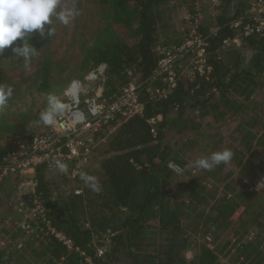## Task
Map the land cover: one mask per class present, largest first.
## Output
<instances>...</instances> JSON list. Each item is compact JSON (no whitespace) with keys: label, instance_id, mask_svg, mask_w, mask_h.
I'll return each instance as SVG.
<instances>
[{"label":"trees","instance_id":"obj_1","mask_svg":"<svg viewBox=\"0 0 264 264\" xmlns=\"http://www.w3.org/2000/svg\"><path fill=\"white\" fill-rule=\"evenodd\" d=\"M169 1L100 0L103 5L113 9L114 20L87 50L85 66L90 61L92 69L106 66L110 83L113 80L120 81L121 86L131 82L127 80L129 69L134 68L131 80L137 76L141 81L148 79L160 60L156 49L160 46L172 47L160 44L158 34L161 7ZM246 8L241 2L238 14ZM227 22L223 18L218 20L217 24L221 28L219 35L208 48L207 61L212 68L208 79L197 77L195 81H190L183 78L166 100L155 102L144 94V115L121 124L102 144L97 153L101 158L102 174L98 176L89 173L97 178L101 189L99 192H93L83 181L64 178L71 192L83 188L84 195L71 193L55 199L44 169L38 171L39 192L43 194L55 227L87 255L94 256L95 240L98 243L104 238L97 232V228L106 223L113 213L129 208L131 195L140 189L142 202L135 208V211H140V215L126 222V239L123 233L111 237V246L114 242L115 245L124 246L126 240L135 264H222L221 255H233V264H264V254L260 247L244 241L249 233L248 225L244 220L237 226L231 221L233 214L242 206V201L253 199L255 192L250 191V187L241 185V182H237L241 188L228 183L224 191H230L218 197V191L214 190L212 195L216 197L215 206L208 213L198 214L203 222H197L191 229L184 226L183 218L189 214L190 209L196 206L198 209V203H202V200L196 202L188 196L181 207L169 202L173 176L169 165L173 163L185 168L187 163L169 146L166 134H180L184 131L187 123L184 116L188 110L198 113L199 118L210 117L213 120L234 109V113L239 112L243 106H236V98H250L258 86V79L264 78V37L245 40L240 49L223 50V41L234 37L226 26ZM35 40L36 36L30 43L34 45ZM18 43L19 40L0 53V58H16L12 47ZM244 52L251 53L248 61L243 58ZM117 91L116 88L105 95H118L120 92ZM173 112H177V118H169ZM159 116L162 119L157 124L158 134L155 138L151 134L148 120ZM241 125L240 131L243 130ZM241 140L248 151L259 148L264 152V134H252L247 129ZM243 162L242 158L238 165L251 169L250 159ZM259 171L264 174V168ZM152 219L158 221V232L166 237L160 239L155 252L146 254L142 245L145 229ZM211 231L215 239L224 236L223 246L217 244V248L212 251L205 244H191L192 237H202ZM175 235L181 236V243H177ZM169 236L172 238L169 239ZM234 245L237 248L233 251ZM163 248L167 250L162 252ZM189 249L194 254L191 261L185 258ZM113 251L109 250L108 264H114ZM36 258L40 264H83L79 254H68L54 238L47 240V244L36 253ZM8 260V256L0 253V264L10 263Z\"/></svg>","mask_w":264,"mask_h":264},{"label":"rangeland","instance_id":"obj_2","mask_svg":"<svg viewBox=\"0 0 264 264\" xmlns=\"http://www.w3.org/2000/svg\"><path fill=\"white\" fill-rule=\"evenodd\" d=\"M240 1L245 8L251 0ZM231 2L232 0H221V5L215 7L212 0H170L161 7L158 27L160 44H182L191 34L194 19L198 16L201 33L208 31L220 18L227 22ZM62 3L68 7L74 5L79 15L68 25L57 22L55 34L48 39L36 35L33 46L38 51L31 60L30 71L24 69L23 58H0V85L13 87L12 98L0 107V150L8 148L11 138L28 136L47 128L48 126L39 121V114L48 107L49 96H54L64 103L65 91L73 80H81L87 85L86 78L90 73L103 66L92 69L91 61L85 66L84 58L99 34L113 23V9L109 5H103L100 0H62ZM243 58L246 59L245 54ZM133 70L134 68L128 70V81H131ZM181 71L185 72L182 73V79H186L190 69L184 66ZM110 82L111 79L105 71L92 87L106 96L109 91L113 92L117 88L118 93L128 85L121 86L122 82L116 80ZM236 101V106H243L239 112L234 113V109L216 120L210 117L199 118L198 113L188 110L184 116L187 120L184 131L180 134H166L165 139L169 146L187 163L185 168L178 165L173 172L169 202L173 206L181 207L183 200H187L188 196L195 201L202 200V203H198V209L197 206L190 209L189 214L183 218L184 226L191 229L197 222H203L198 214L208 213L210 208L215 206L216 197L224 196L230 191H224L226 184L232 183L239 186L238 188H241V185L250 187V191L255 192V195L251 200L242 201L244 213L235 224L237 226L244 220L249 228L244 241L259 246L264 254V174L259 171L264 168V152L259 148L248 151L241 140L247 129H250L252 134H264V78L258 79V86L250 98L238 96ZM169 118H177V112L171 113ZM240 124H243L242 131ZM225 149L233 153L228 165H218L211 171L194 166L195 161L201 157ZM242 158L243 163L250 159L251 169L238 165ZM190 164L193 166L189 167ZM90 173L98 176L102 174L100 156H96ZM46 178L50 183L53 198L62 196V186L68 182L53 173H47ZM237 182H241V185ZM214 190L218 191L215 198L212 195ZM2 194L4 193L0 192V197ZM7 214L9 212L4 200L0 198V225L4 223ZM11 235L16 240L13 230ZM201 240L200 237H192L191 244H199ZM0 241V253L9 257L10 263L5 264L38 263L29 251L18 253L13 249L15 247L11 245L12 242L4 237H0ZM224 242V236L216 239L220 246H223ZM232 247L233 251L237 248L235 245ZM221 257L222 263H228L230 260L228 264H233V255Z\"/></svg>","mask_w":264,"mask_h":264},{"label":"built area","instance_id":"obj_3","mask_svg":"<svg viewBox=\"0 0 264 264\" xmlns=\"http://www.w3.org/2000/svg\"><path fill=\"white\" fill-rule=\"evenodd\" d=\"M212 3L219 7L221 0H212ZM240 7V0H233L230 4L226 26L234 37L223 41V50L240 49L245 40L264 37V0H251L246 10L238 14ZM198 17L194 19L191 34L182 44L156 49L160 60L148 79L141 81L138 76L134 77L118 95L104 96L92 87L104 75L106 66L103 65L90 73L86 78L87 85L77 79L70 83L65 91L64 103L67 110L57 118L55 126H48L28 136L11 138L8 148L0 150V179L12 180L15 185L13 196L5 202L9 214L0 225V237L12 242L16 252L29 251L37 259L36 253L47 244L48 239L54 238L68 254H79L83 258V264H108L111 236H103L95 244L94 256H89L57 230L43 194L39 192L38 171L44 169L46 174L53 173L69 181H82L80 173H90L98 150L106 139L124 122L144 115V94L155 102L166 100L181 81L182 73H185L181 71L184 66L190 69L187 80L195 81L197 77L208 79L212 68L208 65L207 51L221 28L215 23L208 31L201 33ZM214 17L216 18L215 15ZM245 58L248 61L251 53L246 52ZM161 119L159 116L148 120L151 134L155 138L158 134L157 124ZM59 164L65 165L66 171L62 172ZM135 167L140 169L137 165ZM169 167L174 172L178 165L171 163ZM69 188V183L62 186L63 196L71 193L76 196L84 195L83 188L73 192ZM243 213L244 208L240 207L231 221L238 222ZM11 230L14 231L16 240L11 235ZM200 238V244H205L208 249L214 251L217 248L212 231ZM193 256L187 261H191Z\"/></svg>","mask_w":264,"mask_h":264},{"label":"clouds","instance_id":"obj_4","mask_svg":"<svg viewBox=\"0 0 264 264\" xmlns=\"http://www.w3.org/2000/svg\"><path fill=\"white\" fill-rule=\"evenodd\" d=\"M78 15L79 11L74 5L68 7L62 0H0V53L19 40L20 43L12 47V52L17 60L23 58L24 69L30 71L31 60L38 51L30 43L31 39L36 35L44 39L52 37L57 22L68 25ZM12 96V86L0 85V107L6 105ZM66 110L65 103L49 96L48 107L40 112L39 121L45 126H55L57 118ZM232 156L233 153L227 149L212 152L196 160L194 166L211 171L218 165H228ZM59 167L62 172L66 171L65 165L59 164ZM80 179L93 192L101 190L95 176L81 172Z\"/></svg>","mask_w":264,"mask_h":264},{"label":"crops","instance_id":"obj_5","mask_svg":"<svg viewBox=\"0 0 264 264\" xmlns=\"http://www.w3.org/2000/svg\"><path fill=\"white\" fill-rule=\"evenodd\" d=\"M14 185L12 180L9 179H0V192L4 193L2 194V196L0 197L2 200H4V204L7 200H9L15 191V185ZM11 188V189H10ZM11 190V191H10ZM10 192V194H9ZM142 202V200L140 201V203ZM125 210V209H124ZM8 212V211H7ZM148 227H146L145 229V234H144V241H143V245H142V250L143 252H145L146 254L151 253V252H155L154 249L156 250V248L159 247L158 244H160V239L163 237H166V235H161L158 232V221H156L155 219H152L148 225ZM127 236V234H126ZM126 236H124V238L126 239ZM175 240L177 241V243H181V236L179 235H175ZM172 236H169V239H171ZM95 242L97 243V240H95ZM95 243V244H96ZM153 245V247H152ZM155 245V246H154ZM158 245V246H157ZM110 249H114L113 251V256H114V264H135L132 256L130 254V249L126 244V240H125V245H115V242L113 243V246L110 245ZM167 248H163L162 252L166 251ZM193 251H191L190 249L185 253V258L186 260L190 257H192ZM163 258V257H162ZM142 264V263H141Z\"/></svg>","mask_w":264,"mask_h":264},{"label":"water","instance_id":"obj_6","mask_svg":"<svg viewBox=\"0 0 264 264\" xmlns=\"http://www.w3.org/2000/svg\"><path fill=\"white\" fill-rule=\"evenodd\" d=\"M140 189L133 192L129 201V208L113 213L106 223L97 228V232L102 236H116L125 233V224L133 217L140 215V211H135L141 201Z\"/></svg>","mask_w":264,"mask_h":264}]
</instances>
